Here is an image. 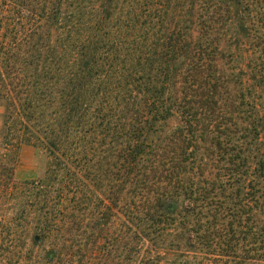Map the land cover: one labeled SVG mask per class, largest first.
<instances>
[{
  "label": "trees",
  "instance_id": "obj_1",
  "mask_svg": "<svg viewBox=\"0 0 264 264\" xmlns=\"http://www.w3.org/2000/svg\"><path fill=\"white\" fill-rule=\"evenodd\" d=\"M0 264H264V0H0Z\"/></svg>",
  "mask_w": 264,
  "mask_h": 264
},
{
  "label": "rangeland",
  "instance_id": "obj_2",
  "mask_svg": "<svg viewBox=\"0 0 264 264\" xmlns=\"http://www.w3.org/2000/svg\"><path fill=\"white\" fill-rule=\"evenodd\" d=\"M45 165V159L34 147L25 146L16 175L20 180L34 179L43 173Z\"/></svg>",
  "mask_w": 264,
  "mask_h": 264
}]
</instances>
